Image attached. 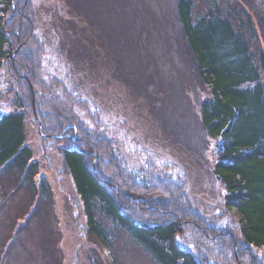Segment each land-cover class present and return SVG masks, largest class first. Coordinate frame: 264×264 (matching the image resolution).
Returning <instances> with one entry per match:
<instances>
[{
    "label": "rangeland",
    "instance_id": "374dc122",
    "mask_svg": "<svg viewBox=\"0 0 264 264\" xmlns=\"http://www.w3.org/2000/svg\"><path fill=\"white\" fill-rule=\"evenodd\" d=\"M28 1L34 21L25 48H41L44 86L37 91L38 99L53 124L58 114L106 137L124 168L151 180L173 181L206 224L241 241L237 219L225 207L223 186L212 170L218 141L205 137L198 107L208 91L186 64L175 0ZM217 1L242 8L240 0ZM247 1L264 16V0H241ZM66 20L76 30L86 26L78 38L91 52L109 53L104 66L99 60L93 71L75 63L83 55L73 49L76 45L61 50L65 28L67 42L73 45L76 38ZM117 63L124 68L114 78ZM4 76L0 114L14 109ZM39 131L28 118L26 143L38 161L35 182L44 175L49 196L40 199L38 191L17 183L15 172H0V264H158L124 231L112 248L114 262L92 242L58 147ZM188 239L185 230L175 237L178 245L191 250ZM252 252L264 259L260 249Z\"/></svg>",
    "mask_w": 264,
    "mask_h": 264
},
{
    "label": "trees",
    "instance_id": "16d2710c",
    "mask_svg": "<svg viewBox=\"0 0 264 264\" xmlns=\"http://www.w3.org/2000/svg\"><path fill=\"white\" fill-rule=\"evenodd\" d=\"M239 3L242 8L223 7L217 0H175V17L189 58L184 61L208 91L198 103L200 125L206 138L218 141L212 170L241 241L206 224L173 181L124 168L106 137L58 114L53 124L38 99L44 86L41 48H25L34 21L28 0H0V78L7 75L14 105L0 114V172H15L17 183L38 191L40 199L49 196L44 175L35 182L38 161L25 134L30 118L40 137L58 147L80 199L86 233L111 262L118 233L124 231L158 264H264L252 252L257 248L264 254V16L250 1ZM66 21L76 38L73 45L67 42L65 28L61 50L76 45L73 49L83 55L75 63L93 71L99 60L104 66L109 53L91 52L78 38L86 26L76 30ZM121 67H113L114 78ZM184 230L191 250L175 241Z\"/></svg>",
    "mask_w": 264,
    "mask_h": 264
}]
</instances>
